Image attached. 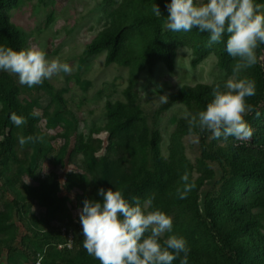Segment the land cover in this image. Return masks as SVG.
<instances>
[{
  "label": "trees",
  "instance_id": "1",
  "mask_svg": "<svg viewBox=\"0 0 264 264\" xmlns=\"http://www.w3.org/2000/svg\"><path fill=\"white\" fill-rule=\"evenodd\" d=\"M22 1L0 0V46L11 47L16 51L25 48V38L11 22L10 12ZM170 2L171 0H127L122 18L118 19L114 27L100 32L87 45L85 53L95 55L105 51L107 65L133 66L136 62L145 64L162 61L172 70L176 49L182 44L181 34L185 32L171 31L169 35L164 33L163 25L169 15L166 4ZM256 3L264 5V0H256ZM154 4L159 6L160 17L152 11ZM185 34L194 41L195 53L204 49L202 41L207 43L209 40L208 33H201L195 28ZM226 38L225 36L224 42L215 46L220 59L224 61L229 56L226 52ZM256 54L258 60L252 67L256 95L248 98V103L254 105L260 116L257 118L254 111L245 117L254 129L251 139L242 141L234 137L227 140L212 138L209 142L211 133L198 134L202 161L215 163L221 170L219 181L205 194L202 208L199 207L200 191L207 181L214 178V172L207 168L201 169L202 174L197 179H189V183L194 182L195 187L187 193L185 199H180L177 189L183 190L184 187L181 177L185 172L191 174L193 169L186 164L176 168L174 164L164 161L159 151V136L155 134L149 144L155 168L148 171L142 164L144 159L135 128L139 115L136 95L129 92L127 103L119 101L108 105L107 130L111 138L115 139H111L110 144L120 148L121 143L118 141L125 136L130 137V162H126L131 167L100 188H111L113 191L121 189L132 204L138 199L143 205L149 197H154L153 207L173 216V231L168 236L175 234L186 240L190 249L188 264H264L263 214L259 211L264 208V44L260 45ZM211 93L212 89L209 88L185 87L176 93L174 99L189 105L194 104L203 110L212 99ZM56 100L63 104L60 95H56ZM0 103L1 200L4 205L9 206L7 211L0 212V234L5 235L0 237V259L6 251L10 264H20L15 259L18 256H39L43 264H101L83 248V231L79 217L68 222L62 230L36 227L27 218L28 199L8 174L17 156L15 132L22 130L25 136H42L37 127L39 117L20 101L17 86L9 76L1 72ZM13 112L25 117L27 122L20 127L14 125L10 120ZM181 130L188 134V125L182 126ZM175 140L177 144L179 136ZM34 144L42 147V141ZM87 152L95 153L92 148ZM109 163L108 159L103 163L108 177L115 175L114 166ZM73 179V175L69 174L62 182L61 187L67 193L72 191ZM58 187V184L55 185V188ZM98 190L90 196L86 193L78 196L76 199L81 207L85 199L102 201ZM34 191L40 192L38 188ZM32 198H35L34 195ZM66 200L62 198L59 202L64 204ZM53 201L57 202V199ZM13 216L31 234V237L21 238L20 247H16L19 227L11 224ZM69 234L73 235L71 247L68 246ZM172 264H180V258Z\"/></svg>",
  "mask_w": 264,
  "mask_h": 264
},
{
  "label": "rangeland",
  "instance_id": "2",
  "mask_svg": "<svg viewBox=\"0 0 264 264\" xmlns=\"http://www.w3.org/2000/svg\"><path fill=\"white\" fill-rule=\"evenodd\" d=\"M126 2L127 0H23L10 12L11 22L25 38V48L35 46L43 50L47 58L59 57L61 62L72 68L70 74L60 73L31 88L21 85L15 74L0 71L9 76L17 86L20 101L32 111L36 109L35 114L39 117L37 127L43 137L42 147H36L33 143L21 147L18 137L25 134L22 130H17V156L8 174L28 199L27 218L36 227L62 230L68 222L79 217L82 207L76 199L78 196L82 193L90 196L100 187H105L113 177L124 174L131 167L127 163L130 162V137L125 136L119 140L121 147L116 148L110 144L115 139L111 138L107 130L108 105L119 101L127 103L129 92L137 98L139 115L135 128L144 159L142 164L148 171L155 168L149 144L157 134L161 157L176 168L188 165L193 169L188 174L189 179H197L202 174L201 169L207 168L214 172V178L207 181L200 191V208L203 207L205 194L221 177L217 164L202 161L200 136H190L181 130L187 124L182 114H195L202 109L194 104L177 101L174 96L185 87L213 90L216 84L223 86L232 75L235 61L231 56L226 61L221 60L219 51L215 48L217 44L209 47L208 41H202L204 49L195 53L194 41L185 33L181 34L182 44L176 49L172 70L162 61L145 64L136 62L133 66L107 65L105 51L95 55L86 54L87 45L100 32L114 27L118 19L122 18ZM166 23L167 20L163 31L169 35L171 31L167 29ZM252 69L243 70L241 77L254 81ZM56 95H60L63 104L56 100ZM163 95H167V103L159 101ZM1 110L0 103V114ZM176 136H179L177 144ZM211 139L210 136L209 142ZM91 148L94 149V154L87 152ZM106 159L114 166V176L108 177L105 174L103 163ZM69 174L74 179L72 191L67 193L61 186ZM57 184L59 187L55 188ZM37 188L40 192L34 193ZM2 192L0 184V212L9 209L1 200ZM33 195L35 198H32ZM62 198L67 199L64 204L59 202ZM147 210H155L153 201ZM259 211L263 214L264 232V208ZM170 217L173 219V216ZM11 224L19 227L16 247H20L21 238L31 237V234L25 231L16 216H13ZM168 234L165 233L161 239H166ZM3 236L5 235L0 234V237ZM15 259L20 264H43L39 256H18ZM0 264H10L6 251Z\"/></svg>",
  "mask_w": 264,
  "mask_h": 264
},
{
  "label": "clouds",
  "instance_id": "3",
  "mask_svg": "<svg viewBox=\"0 0 264 264\" xmlns=\"http://www.w3.org/2000/svg\"><path fill=\"white\" fill-rule=\"evenodd\" d=\"M166 8L168 30L187 33L195 28L208 33L209 47L224 42L226 36V52L235 61L232 75L223 86H214L205 108L182 114L188 134L209 132L214 139L250 140L254 129L245 117L255 111L259 118L260 112L248 103V98L256 95L255 82L240 74L256 65V50L264 44V5L256 0H171ZM152 11L161 16L158 5L154 4ZM0 71L15 74L21 85L31 88L60 73L70 74L72 68L59 57L47 58L35 46L19 51L0 46ZM159 101L167 103V95L160 96ZM10 120L17 127L27 122L15 112ZM42 140V136L18 137L21 147ZM181 179L184 187L178 188L177 194L185 199L195 183H189L187 172ZM98 195L102 201L85 199L79 211L83 248L90 256L101 264H172L177 258L180 264H188L190 249L183 237L172 234L161 242L165 233H172L173 219L158 208L147 210L154 197L141 205L138 199L135 204L129 203L121 189L100 188Z\"/></svg>",
  "mask_w": 264,
  "mask_h": 264
},
{
  "label": "built area",
  "instance_id": "4",
  "mask_svg": "<svg viewBox=\"0 0 264 264\" xmlns=\"http://www.w3.org/2000/svg\"><path fill=\"white\" fill-rule=\"evenodd\" d=\"M72 243H73V235L69 234L68 235V246L71 247Z\"/></svg>",
  "mask_w": 264,
  "mask_h": 264
}]
</instances>
